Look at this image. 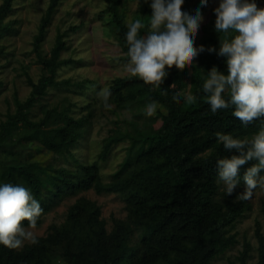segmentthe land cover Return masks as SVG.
Instances as JSON below:
<instances>
[{
    "label": "trees",
    "instance_id": "1",
    "mask_svg": "<svg viewBox=\"0 0 264 264\" xmlns=\"http://www.w3.org/2000/svg\"><path fill=\"white\" fill-rule=\"evenodd\" d=\"M61 1L51 0L35 37L43 65L40 79L35 83L27 74L29 97L20 101L15 96V109L0 121V183L23 184L31 190L44 209L37 226L63 202L77 200L64 223L52 226L46 237H36L38 243L20 249L0 245V264H212L237 245L235 229L246 210L244 201H233L217 183V161L234 153L224 150L216 133L251 138L264 128V118L245 126L233 117L231 108L212 113L202 91L203 77L214 66L227 74V66L225 58L208 51L193 66L173 63L161 84H146L139 77L116 79L108 103L116 105V115L134 105L144 124L124 120L125 127L118 126L103 140L97 161H106L118 145L128 143V161L105 183L98 163L77 156L93 129L97 106L104 107L102 97H92L84 106L66 97L57 106L42 105L40 119L32 117L34 107L52 90L69 88L72 92L74 85L76 96L82 97L87 84H92L61 79L64 68L75 62L62 58L69 49V31L58 29L49 57L40 52ZM106 1L108 7L101 15H110L129 61L126 15L121 10L124 0ZM17 3L4 0L0 6V35L10 34L5 20L19 8ZM215 19L203 28V38L197 34L195 46L219 49L220 39L230 38L215 31ZM4 54L2 47L0 56ZM4 86L0 79V95ZM177 90L197 95V102L188 105L177 99ZM151 100L157 102L155 113L145 111ZM58 158L70 160L74 168L55 166ZM251 163L255 161L243 168ZM91 190L118 195L126 204V219L115 221L110 232L98 204L79 197ZM21 224L27 227L29 222ZM257 237V264H264V235L258 231ZM249 261L246 245L238 264Z\"/></svg>",
    "mask_w": 264,
    "mask_h": 264
},
{
    "label": "rangeland",
    "instance_id": "2",
    "mask_svg": "<svg viewBox=\"0 0 264 264\" xmlns=\"http://www.w3.org/2000/svg\"><path fill=\"white\" fill-rule=\"evenodd\" d=\"M3 2L4 0H0V6ZM50 2L51 0H18L19 8L5 20V23L10 26V34L0 35V50L3 47L5 53L4 56H0V79L5 85L0 95V121L6 118L8 111L15 109V96L20 101H25L29 97L31 87L27 82V74L35 83L42 75L43 65L36 52L35 37L38 35L41 21L48 11ZM256 2L258 7L264 8L263 0H256ZM199 3L200 0H185L183 6L194 11ZM218 6L219 0H209L208 6L202 8L204 22L198 31L199 39L203 38V28L216 18L214 9ZM107 7L106 0H62L58 5L52 22L47 28V35L40 52L44 57H49L55 45L58 29L63 32L69 31L70 35L66 39L69 49L62 58L72 59L75 62L64 68L61 79H72L73 82L86 80L91 81L92 84H87L88 90L84 92L85 95L82 94V97L76 96L73 91L76 89L74 85L71 87L72 92H69V88H60V91L52 90L34 107L32 114L34 120L42 117L40 110L42 105L54 107L64 103L67 97L72 102L84 106L92 97H100L97 93L101 89L109 90L116 79L133 77L125 69L129 61L124 58L125 54L122 52L110 15H101ZM121 10L126 15L127 23L129 19L133 21L141 19L145 24V28L141 31L145 34L152 14L149 4L144 3L143 0H124ZM75 26L77 30L73 31L72 27ZM198 59L199 56L194 62H198ZM113 109L117 110L115 104L108 109L102 105L97 106L92 120L93 129L77 154L82 161L87 159L90 164L98 163L100 176L105 183L112 181L128 161L126 151L128 143L118 145L106 161H97L103 140L109 137V134L118 126L125 127L124 120L144 124L143 115L136 111L134 105L129 104L124 107L118 115ZM157 109L155 108L152 112L155 113ZM54 163L57 167L74 168L73 163L65 158H58ZM244 191L245 185L241 183L233 194L228 196L235 202L244 201L246 205L245 213L239 219L235 229L237 245L212 264H238L246 245L250 248V264L258 262V231L264 235V189L255 190L253 197L249 200H237ZM79 197H85L98 204L109 232L113 230L115 221L125 220L127 217L126 204L118 195H98L91 190ZM76 200L77 198H71L44 216L42 225L31 229L35 237H46L52 226L64 223L69 208ZM30 244L32 243L25 242V245Z\"/></svg>",
    "mask_w": 264,
    "mask_h": 264
},
{
    "label": "clouds",
    "instance_id": "3",
    "mask_svg": "<svg viewBox=\"0 0 264 264\" xmlns=\"http://www.w3.org/2000/svg\"><path fill=\"white\" fill-rule=\"evenodd\" d=\"M143 2L152 9L145 34H140L145 28L141 19H129L125 34L130 58L125 69L131 76L146 84H161L173 63L193 66L194 60L208 51L225 58L227 66V74L214 66L203 77L202 91L212 113L231 108L233 117L245 126L264 118V8L258 7L256 0H219L214 9L215 31L230 37L220 39L219 49L195 46L204 22L202 8L209 0H200L194 11L182 6L183 0ZM233 32L235 35H231ZM110 95L108 89L98 93L106 109L111 107ZM174 95L188 105L197 102V95L187 90H177ZM156 106V100H151L146 111L152 112ZM216 137L226 152L234 153L217 161V183L223 185L226 196H231L243 181L245 191L237 200L251 199L255 190L264 189V128L251 138L219 132ZM43 213L29 188L0 183V245L20 249L25 242L38 243L31 229L36 228ZM25 220L29 222L27 227L21 224Z\"/></svg>",
    "mask_w": 264,
    "mask_h": 264
}]
</instances>
